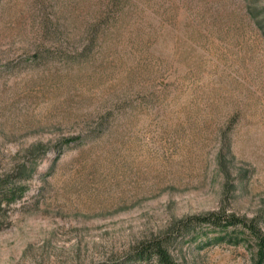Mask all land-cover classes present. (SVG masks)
Here are the masks:
<instances>
[{
	"label": "rangeland",
	"instance_id": "374dc122",
	"mask_svg": "<svg viewBox=\"0 0 264 264\" xmlns=\"http://www.w3.org/2000/svg\"><path fill=\"white\" fill-rule=\"evenodd\" d=\"M1 181L0 264H264L181 236L264 237V0H0Z\"/></svg>",
	"mask_w": 264,
	"mask_h": 264
},
{
	"label": "trees",
	"instance_id": "16d2710c",
	"mask_svg": "<svg viewBox=\"0 0 264 264\" xmlns=\"http://www.w3.org/2000/svg\"><path fill=\"white\" fill-rule=\"evenodd\" d=\"M25 169L19 171V178L26 179L29 175L25 174ZM23 195V189L13 185H7L4 181L0 182V203L5 201L7 204L16 202ZM1 208V205H0ZM240 225L242 232L253 237L255 244L258 247L259 256L262 259L264 256V237L260 231L257 221H247L244 218H238L234 215H225L219 213H208L202 216L189 217L182 222L181 230L184 235L196 236L199 230L203 227L211 231L226 232L229 226ZM220 240L225 238V234H220ZM169 238L155 239L138 248L133 254L125 259V262L139 260L141 262H149L153 260L155 264H176L173 255L169 250ZM229 241L233 240L228 238Z\"/></svg>",
	"mask_w": 264,
	"mask_h": 264
}]
</instances>
